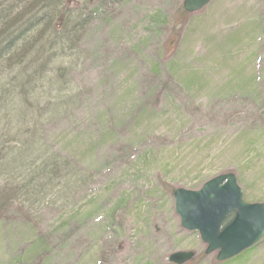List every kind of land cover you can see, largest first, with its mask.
<instances>
[{
	"label": "rangeland",
	"instance_id": "obj_1",
	"mask_svg": "<svg viewBox=\"0 0 264 264\" xmlns=\"http://www.w3.org/2000/svg\"><path fill=\"white\" fill-rule=\"evenodd\" d=\"M56 7L70 20L53 25L77 32L63 64L73 102L43 139L82 180L38 213L0 212V264H172L177 251L194 252L185 264H264V235L227 261L205 254L171 194L231 172L245 201H264V0L190 14L182 0ZM34 90L41 106L55 94Z\"/></svg>",
	"mask_w": 264,
	"mask_h": 264
},
{
	"label": "trees",
	"instance_id": "obj_2",
	"mask_svg": "<svg viewBox=\"0 0 264 264\" xmlns=\"http://www.w3.org/2000/svg\"><path fill=\"white\" fill-rule=\"evenodd\" d=\"M60 3L0 0V37L2 30L9 32L0 40V212L20 204L27 213L28 209L38 213L46 198L65 201L82 180L67 159L46 145L42 131L49 119L73 102L66 93L68 67L63 64L77 32L73 27L70 33L66 26L59 32L53 25V18L62 13L56 7ZM64 13L65 21L70 20ZM83 21L78 19L77 24ZM40 81L55 91L42 106L33 95ZM48 108L56 109L57 115L46 116Z\"/></svg>",
	"mask_w": 264,
	"mask_h": 264
},
{
	"label": "water",
	"instance_id": "obj_3",
	"mask_svg": "<svg viewBox=\"0 0 264 264\" xmlns=\"http://www.w3.org/2000/svg\"><path fill=\"white\" fill-rule=\"evenodd\" d=\"M209 1L182 0V8L188 13L196 12ZM61 19L60 15L57 21ZM172 196L180 226L188 231H197L206 244L205 254L217 251V261L238 255L264 234V202H245L232 173L217 175L197 190L176 188ZM229 213L234 214L233 219L220 229L222 219ZM193 255L192 251H177L171 253L168 260L173 264H183Z\"/></svg>",
	"mask_w": 264,
	"mask_h": 264
},
{
	"label": "flooded vegetation",
	"instance_id": "obj_4",
	"mask_svg": "<svg viewBox=\"0 0 264 264\" xmlns=\"http://www.w3.org/2000/svg\"><path fill=\"white\" fill-rule=\"evenodd\" d=\"M233 218V214H229L227 215L224 219H223V223H229L231 221V219Z\"/></svg>",
	"mask_w": 264,
	"mask_h": 264
},
{
	"label": "bare ground",
	"instance_id": "obj_5",
	"mask_svg": "<svg viewBox=\"0 0 264 264\" xmlns=\"http://www.w3.org/2000/svg\"><path fill=\"white\" fill-rule=\"evenodd\" d=\"M8 34L9 32H7L6 30H2V37H0V40L3 41V38H5Z\"/></svg>",
	"mask_w": 264,
	"mask_h": 264
}]
</instances>
